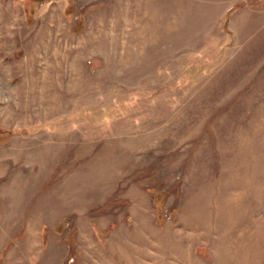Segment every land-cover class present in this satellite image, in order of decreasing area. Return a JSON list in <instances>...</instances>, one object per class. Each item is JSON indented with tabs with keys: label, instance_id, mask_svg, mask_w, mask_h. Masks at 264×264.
I'll list each match as a JSON object with an SVG mask.
<instances>
[{
	"label": "rangeland",
	"instance_id": "rangeland-1",
	"mask_svg": "<svg viewBox=\"0 0 264 264\" xmlns=\"http://www.w3.org/2000/svg\"><path fill=\"white\" fill-rule=\"evenodd\" d=\"M0 264H264V0H0Z\"/></svg>",
	"mask_w": 264,
	"mask_h": 264
}]
</instances>
